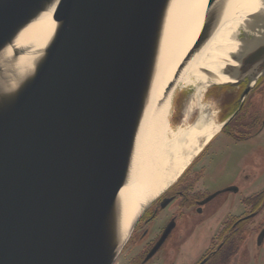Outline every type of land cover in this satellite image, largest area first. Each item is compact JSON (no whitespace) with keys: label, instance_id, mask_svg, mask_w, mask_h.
<instances>
[{"label":"water","instance_id":"1","mask_svg":"<svg viewBox=\"0 0 264 264\" xmlns=\"http://www.w3.org/2000/svg\"><path fill=\"white\" fill-rule=\"evenodd\" d=\"M173 2L0 0V264H115L143 214L173 185L141 208L124 238L121 192ZM223 4L206 1L200 31L165 89L175 90L172 104ZM51 9L50 39L29 70L17 71V39ZM235 37L222 70L230 82L209 88L253 86L264 76V8Z\"/></svg>","mask_w":264,"mask_h":264},{"label":"flooded vegetation","instance_id":"2","mask_svg":"<svg viewBox=\"0 0 264 264\" xmlns=\"http://www.w3.org/2000/svg\"><path fill=\"white\" fill-rule=\"evenodd\" d=\"M205 93L221 129L146 210L115 264H264V216L256 224L264 184L255 187L264 175V76Z\"/></svg>","mask_w":264,"mask_h":264},{"label":"bare ground","instance_id":"3","mask_svg":"<svg viewBox=\"0 0 264 264\" xmlns=\"http://www.w3.org/2000/svg\"><path fill=\"white\" fill-rule=\"evenodd\" d=\"M207 0H174L151 99L137 138L129 184L121 192V227L125 238L134 217L144 205L174 184L192 160L221 129L215 112L202 103L211 84H225L222 70L237 49L235 36L244 20L264 8V0H222V16L209 41L192 57L175 83L179 90L195 89L180 126L172 128V92L165 93L177 66L193 45L203 22ZM51 9L17 39L19 72L29 70L54 29ZM13 50H9V57ZM209 112H211L209 114ZM195 114V121L187 124Z\"/></svg>","mask_w":264,"mask_h":264},{"label":"rangeland","instance_id":"4","mask_svg":"<svg viewBox=\"0 0 264 264\" xmlns=\"http://www.w3.org/2000/svg\"><path fill=\"white\" fill-rule=\"evenodd\" d=\"M210 88L208 87L207 90H209ZM195 89L193 87H189V88H186V89H183V90H177L176 91V95L174 97V101H173V104H172V109H171V115H170V124H171V127L172 128H176L177 126H180L182 123H183V120H184V115H185V110L186 108L188 107L189 103H190V100L192 99V95L194 93ZM206 94V93H205ZM205 94H204V97L202 99V103L203 104H207L209 107H210V110L215 112L216 114V111H217V108L216 106L213 104V102H210L209 100H207L205 98ZM179 98H181L179 100ZM195 118H196V115L193 114L191 116V119H188L187 121V124H191L192 122L195 121ZM222 178V176L217 180V181H220ZM256 181L258 183H256L255 187H259L261 186L262 184H264V175L258 179H256ZM220 205V204H219ZM262 216H260L257 221H256V224L257 222L259 221V219H261L263 216H264V212H262L261 214ZM222 216V215H221ZM220 216V217H221ZM256 226V225H255ZM210 230V229H209ZM209 230L206 234L209 233ZM252 245V244H251ZM249 249V248H248ZM250 249H252L250 247ZM124 250V249H123ZM125 251V250H124ZM123 252V251H122ZM121 255V254H120ZM255 260V258H253ZM253 263V262H252Z\"/></svg>","mask_w":264,"mask_h":264}]
</instances>
